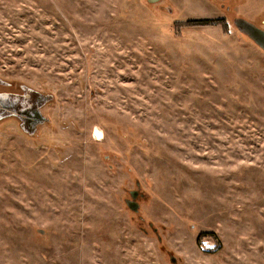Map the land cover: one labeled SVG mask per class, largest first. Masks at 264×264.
<instances>
[{
	"label": "rangeland",
	"instance_id": "rangeland-1",
	"mask_svg": "<svg viewBox=\"0 0 264 264\" xmlns=\"http://www.w3.org/2000/svg\"><path fill=\"white\" fill-rule=\"evenodd\" d=\"M236 19L264 31V0H0V88L44 118L0 117V264H264V52Z\"/></svg>",
	"mask_w": 264,
	"mask_h": 264
},
{
	"label": "flooded vegetation",
	"instance_id": "flooded-vegetation-1",
	"mask_svg": "<svg viewBox=\"0 0 264 264\" xmlns=\"http://www.w3.org/2000/svg\"><path fill=\"white\" fill-rule=\"evenodd\" d=\"M3 85L0 88V117L4 115H14L19 117L22 119V124L24 127L28 131H32L35 126L40 124L37 123V117L35 118L33 116L35 111L40 112L38 110V104L40 103L39 100L35 99L34 101L30 102L27 101V97L13 99L9 89H3Z\"/></svg>",
	"mask_w": 264,
	"mask_h": 264
},
{
	"label": "water",
	"instance_id": "water-1",
	"mask_svg": "<svg viewBox=\"0 0 264 264\" xmlns=\"http://www.w3.org/2000/svg\"><path fill=\"white\" fill-rule=\"evenodd\" d=\"M161 0H147V3L150 5H156L158 2ZM233 24L236 26L237 30L242 33L243 35L245 34L249 39L252 40V42L260 48L264 52V31L260 29L259 27L257 28L256 26L252 25L251 23L247 22L246 20H241V19H236L234 20ZM33 116L36 118L37 117V123L43 122V117L40 115L39 112L35 111ZM42 118V119H41ZM99 134L100 132L94 131L93 137L95 139H99ZM138 185L137 189H134L133 191L128 192V199L125 200V205L127 209L134 213L137 212L138 210V202L137 198L140 197L138 192ZM155 232V230H154ZM170 263L174 264L175 259L171 258Z\"/></svg>",
	"mask_w": 264,
	"mask_h": 264
},
{
	"label": "trees",
	"instance_id": "trees-1",
	"mask_svg": "<svg viewBox=\"0 0 264 264\" xmlns=\"http://www.w3.org/2000/svg\"><path fill=\"white\" fill-rule=\"evenodd\" d=\"M187 23L190 24V25H201L202 21L199 22V21H193V20H191V21H188ZM199 236H204V235L200 234Z\"/></svg>",
	"mask_w": 264,
	"mask_h": 264
}]
</instances>
